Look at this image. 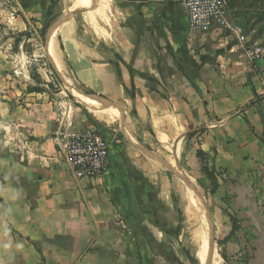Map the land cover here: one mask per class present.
Instances as JSON below:
<instances>
[{
    "label": "crops",
    "instance_id": "crops-1",
    "mask_svg": "<svg viewBox=\"0 0 264 264\" xmlns=\"http://www.w3.org/2000/svg\"><path fill=\"white\" fill-rule=\"evenodd\" d=\"M11 1L18 17H56L48 45L106 106L0 105V264H202L204 233V264H264V54L248 53L264 51V0H226L245 52L224 29H192L182 0ZM93 130L108 167L88 179L59 136ZM183 187L204 210L194 255L180 220L166 225Z\"/></svg>",
    "mask_w": 264,
    "mask_h": 264
},
{
    "label": "rangeland",
    "instance_id": "rangeland-1",
    "mask_svg": "<svg viewBox=\"0 0 264 264\" xmlns=\"http://www.w3.org/2000/svg\"><path fill=\"white\" fill-rule=\"evenodd\" d=\"M59 5L60 3L56 1V8L60 7ZM15 8L17 6L13 1L0 0V105L9 106L8 110L13 105L24 106L22 103L25 99L24 94L36 93L52 101L61 111L67 113H70L71 109H79L81 114L87 116L92 106H106L79 85L64 61L54 53V48L52 46L49 48L48 37L52 35L56 17L39 15L18 17V12L14 14L13 9ZM11 14L14 15V19H11ZM9 20L11 22H8ZM51 41L54 43L53 39ZM111 112L115 114V111ZM1 119L2 116H0V121ZM6 131L10 136V141H14L12 127L8 126ZM178 189L181 190L179 186ZM179 193L182 195L179 194L181 197L178 196L176 200L177 212L168 216L166 225L169 229L177 223V220L178 222L180 220V242L178 244L194 255L195 233L202 228L204 210L199 208L198 203L197 220L193 223L188 222L186 212H184L187 203L186 189L183 187ZM206 239L204 233L198 254L200 262L202 247ZM151 259L153 260L145 259L146 264H159L157 259Z\"/></svg>",
    "mask_w": 264,
    "mask_h": 264
},
{
    "label": "built area",
    "instance_id": "built-area-1",
    "mask_svg": "<svg viewBox=\"0 0 264 264\" xmlns=\"http://www.w3.org/2000/svg\"><path fill=\"white\" fill-rule=\"evenodd\" d=\"M186 9L189 26L198 31L208 32L224 29L233 35L244 49V36L232 27L226 19V0H182ZM251 58H260L264 51L253 49ZM59 146L73 173L79 177L94 179L101 177L108 167V142L97 131L59 136Z\"/></svg>",
    "mask_w": 264,
    "mask_h": 264
},
{
    "label": "bare ground",
    "instance_id": "bare-ground-1",
    "mask_svg": "<svg viewBox=\"0 0 264 264\" xmlns=\"http://www.w3.org/2000/svg\"><path fill=\"white\" fill-rule=\"evenodd\" d=\"M91 0H83L84 3H90ZM52 46V48H54V43L51 41V43L49 44V48ZM85 99V98H84ZM87 100V99H86ZM93 108L97 109L98 106H92ZM93 108H91L93 110ZM97 113V112H95ZM96 118V117H95ZM108 121V120H107ZM179 185V184H178ZM190 192V195H189V200L186 201L187 202V205L185 206L186 209L184 212H186V215H187V218H188V222H195V220H197V215H198V211H197V207L194 205L193 201L191 200V196H192V193H191V190L189 191ZM185 197V196H184ZM187 197V196H186ZM185 197V198H186ZM187 199V198H186ZM199 203V202H198ZM203 205V204H202ZM199 208H202L201 204L199 203ZM203 209V208H202ZM192 225V224H191ZM196 230V229H195ZM200 232L201 231H196V236H195V242L197 243V241L200 239ZM192 234V233H191ZM194 234V232H193ZM193 238V237H192ZM195 245V244H194ZM207 245V239L202 247V254H201V263L203 264L205 261V255H206V246Z\"/></svg>",
    "mask_w": 264,
    "mask_h": 264
},
{
    "label": "trees",
    "instance_id": "trees-1",
    "mask_svg": "<svg viewBox=\"0 0 264 264\" xmlns=\"http://www.w3.org/2000/svg\"><path fill=\"white\" fill-rule=\"evenodd\" d=\"M199 156H200V158L202 159V155L199 154ZM204 173L206 174V176H207V177L211 180V182H212V181H213V178H212L211 174H209V173L207 172V170H205ZM212 185H213V182H212Z\"/></svg>",
    "mask_w": 264,
    "mask_h": 264
},
{
    "label": "water",
    "instance_id": "water-1",
    "mask_svg": "<svg viewBox=\"0 0 264 264\" xmlns=\"http://www.w3.org/2000/svg\"><path fill=\"white\" fill-rule=\"evenodd\" d=\"M97 100H99V101H102L100 98H96ZM187 181V180H186Z\"/></svg>",
    "mask_w": 264,
    "mask_h": 264
}]
</instances>
